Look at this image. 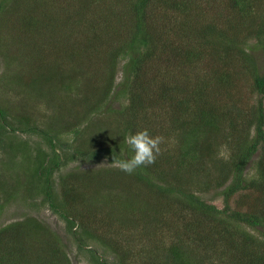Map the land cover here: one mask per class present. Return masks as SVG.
Listing matches in <instances>:
<instances>
[{"label":"trees","instance_id":"1","mask_svg":"<svg viewBox=\"0 0 264 264\" xmlns=\"http://www.w3.org/2000/svg\"><path fill=\"white\" fill-rule=\"evenodd\" d=\"M0 46L5 85L54 109L0 101V217L48 207L90 264H264V0H0ZM145 129L155 163L119 170ZM0 264L72 261L27 214Z\"/></svg>","mask_w":264,"mask_h":264},{"label":"rangeland","instance_id":"2","mask_svg":"<svg viewBox=\"0 0 264 264\" xmlns=\"http://www.w3.org/2000/svg\"><path fill=\"white\" fill-rule=\"evenodd\" d=\"M1 47V46H0ZM125 61L120 62V68L124 65ZM15 65H10L5 60L4 56L2 55V52L0 50V101L1 102H9L13 107H20L21 110L30 115L33 116L34 119L39 122V124L44 126V124H50V116L51 112L54 111V109H50V103H48L46 100V103L43 101L44 99L41 97V95H31L27 93H21L18 94L15 91H12L11 88L7 87L5 85V82L3 81L8 76L11 77V74L15 71ZM121 76V72L119 74ZM81 112V110H80ZM48 117V118H47ZM38 119V120H37ZM95 121V120H94ZM96 123V122H95ZM98 130H94L93 127H91L90 134H96ZM89 134V135H90ZM21 136V135H18ZM23 138V136H21ZM25 138V137H24ZM28 139V137H27ZM70 139V138H68ZM34 141L35 139H30ZM5 155L0 152V172H7L6 177L7 179L10 178L11 173L13 172L9 171L7 169V166L4 165L3 160L5 159ZM257 159V156L254 158V160ZM2 163V164H1ZM99 167H103L105 165H109L107 160H101L98 162ZM70 165L68 167L63 168V172L73 170L74 168H88L84 163L76 160H72L69 163ZM254 168V164H250V171L252 172ZM9 172V174H8ZM253 173V172H252ZM4 194V193H3ZM1 194L2 202L5 201L7 196L4 194ZM207 201H210L217 205L219 208L224 207V201L222 197H218L216 194H208L205 196ZM33 216L34 218L39 219L40 221H45L49 226H51L57 233H59L60 237L63 240L64 246L67 249V253L72 261V264H90V258L88 253H81L78 249L77 244L74 242L72 238L69 237V235L66 232V225L65 222H63L57 215L53 214L52 211L44 206L39 207V209L30 210L26 205H22L19 202L14 203L13 201H10L5 208V210L2 212V215L0 217V227L5 226L7 224L12 223L13 221H17L19 219H22L25 215Z\"/></svg>","mask_w":264,"mask_h":264},{"label":"clouds","instance_id":"3","mask_svg":"<svg viewBox=\"0 0 264 264\" xmlns=\"http://www.w3.org/2000/svg\"><path fill=\"white\" fill-rule=\"evenodd\" d=\"M125 143L130 146L133 155L125 160H116L113 157V164L119 170L127 174H132L141 167H147L155 163L161 153L160 145L163 143V137H153L145 129L128 135L125 138Z\"/></svg>","mask_w":264,"mask_h":264}]
</instances>
